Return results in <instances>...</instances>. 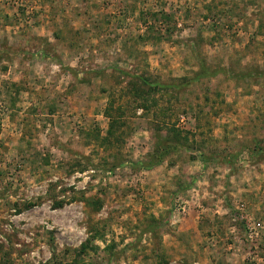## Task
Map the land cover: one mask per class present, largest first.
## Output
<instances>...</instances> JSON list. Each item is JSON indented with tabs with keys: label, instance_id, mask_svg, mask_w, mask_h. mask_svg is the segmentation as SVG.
<instances>
[{
	"label": "rangeland",
	"instance_id": "374dc122",
	"mask_svg": "<svg viewBox=\"0 0 264 264\" xmlns=\"http://www.w3.org/2000/svg\"><path fill=\"white\" fill-rule=\"evenodd\" d=\"M0 264H264V0H0Z\"/></svg>",
	"mask_w": 264,
	"mask_h": 264
},
{
	"label": "trees",
	"instance_id": "16d2710c",
	"mask_svg": "<svg viewBox=\"0 0 264 264\" xmlns=\"http://www.w3.org/2000/svg\"><path fill=\"white\" fill-rule=\"evenodd\" d=\"M162 157H163V153L160 152V153L158 154L156 160H152L151 162H145L144 165H147V164H154V163H156V162H159V161L162 159Z\"/></svg>",
	"mask_w": 264,
	"mask_h": 264
}]
</instances>
